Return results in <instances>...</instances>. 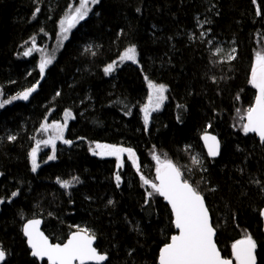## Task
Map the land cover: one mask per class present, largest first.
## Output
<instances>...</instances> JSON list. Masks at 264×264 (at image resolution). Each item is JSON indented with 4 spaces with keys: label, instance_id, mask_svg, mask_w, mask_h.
I'll return each mask as SVG.
<instances>
[{
    "label": "trees",
    "instance_id": "obj_1",
    "mask_svg": "<svg viewBox=\"0 0 264 264\" xmlns=\"http://www.w3.org/2000/svg\"><path fill=\"white\" fill-rule=\"evenodd\" d=\"M79 3L0 0L1 98L35 86L27 100L0 108L4 264H47L27 247L23 227L32 219L43 221L53 243L90 230L106 264H158L177 232L165 200L149 199L140 178L157 183L154 154L171 160L204 196L222 255L232 258L231 245L251 235L264 264V143L245 135L240 119L257 95L250 71L264 49V0H99L61 49V21ZM133 46L139 63L107 75ZM222 49L235 59H223ZM43 59L52 62L41 74ZM149 81L164 85L166 98L146 128ZM65 119L71 144L56 140L54 160L51 145L41 144L33 172L30 152L48 139L42 125ZM205 132L221 142L216 159L205 153ZM97 143L131 148L140 171L128 156L123 170L115 159L92 156ZM73 177L79 182L68 189L57 183Z\"/></svg>",
    "mask_w": 264,
    "mask_h": 264
},
{
    "label": "snow or ice",
    "instance_id": "obj_2",
    "mask_svg": "<svg viewBox=\"0 0 264 264\" xmlns=\"http://www.w3.org/2000/svg\"><path fill=\"white\" fill-rule=\"evenodd\" d=\"M89 3H99V0H80L79 6L75 10L70 11V15L65 20L61 21L63 39H67V32L75 26L80 20H84L91 10ZM39 11V9H37ZM67 27H64V25ZM25 56L31 54V49L23 53ZM136 49L130 47L121 56V60H131L133 63L135 59ZM228 59H235L234 56H229ZM51 59H43L40 63V71L43 74L45 67L50 64ZM114 64L108 65L104 71L109 73L113 70ZM147 79V77H146ZM250 84L257 90L255 103L249 106L245 113L240 116L242 124V131L245 135L255 133L264 143V52L258 51L255 54V61L250 71ZM150 89L148 104L142 108L144 113L145 127L149 123L150 111L158 110L166 98L164 93L166 87L162 84H155L151 81L148 83ZM35 91V86L29 88L9 100L0 102V107L5 103H11L12 100L22 99L27 100L32 92ZM59 95V93H57ZM239 111V110H238ZM71 113H66L70 116ZM210 126V125H209ZM67 123L64 124H44L41 130L47 132L52 128L55 132L54 136L43 141H37L36 147L30 152L32 171L35 172L39 167L37 163V152L41 144L45 146L51 145L52 155L48 156V160L56 159V145L57 139L64 143L71 144V141L64 140V129ZM14 140L15 137H10ZM202 139L208 149V155L216 157L219 155L220 142L214 135L207 132ZM96 149L99 151L97 152ZM127 153L132 163L136 166L137 171H140V164L135 157V152L131 148H125L117 145L99 144L95 145L93 155L114 156L119 162L118 167L122 166V155ZM156 161V181H151L141 175V180L144 185L148 186L151 191L147 193V197L151 199L154 195L163 197L171 206L174 215V227L178 230L177 235L171 236L170 243H167L159 254L158 264H257L256 248L257 243L251 235L235 241L232 245V259L223 258L221 252L217 247L214 239L216 230L210 222L209 210L205 205L204 196L186 180L179 167H177L171 160L167 158L161 159L159 155H153ZM193 163L199 164L200 161L193 157ZM115 179L117 186L121 180L119 172H117ZM73 181L79 182L78 177H73L72 181H62L59 178L57 183L62 188L68 189L73 186ZM17 193L13 192L12 196ZM3 203V201H0ZM109 203H112L109 201ZM261 215L264 216V209L261 210ZM40 220H29L23 227L24 235L27 237L28 245L31 249V255L41 261H47V264H103L107 260L105 254L98 252L96 247H93L96 239L95 234L90 230L80 228L77 232L72 233L67 241L63 244L52 243L49 238L40 231ZM6 259V251L0 249V264Z\"/></svg>",
    "mask_w": 264,
    "mask_h": 264
},
{
    "label": "rangeland",
    "instance_id": "obj_3",
    "mask_svg": "<svg viewBox=\"0 0 264 264\" xmlns=\"http://www.w3.org/2000/svg\"><path fill=\"white\" fill-rule=\"evenodd\" d=\"M93 5H94V4L89 3L88 7L91 9V8L93 7ZM73 11H74V9H73ZM89 12H90V11H89ZM63 20H65V19H63ZM80 21H81V20H80ZM80 21H79V22H80ZM79 22H78V23H79ZM78 23H76L74 27H77V26H78V25H77ZM64 27H67V25L65 24ZM72 28H73V27H72ZM61 31H62V27H61ZM61 34H62V32H61ZM67 37H69V32H67ZM68 39H69V38H67V39H63V35H61V39H60V43H59V45L62 46L61 49L63 48L65 42H66ZM135 49H136V47H135ZM224 51H225V50L222 49V51L218 53L223 59H226V57H229V56H233V54H232L233 52L230 53V55H229V54H226ZM260 51H261V52H264V49H260ZM135 59H136V62L133 63L131 60H126V59H125V60H121V57H120L116 69H113L111 72L107 73V75H109V76L112 75L113 73L116 72L117 69L121 68V67H122L123 65H125V64L130 63V64L137 65V64L139 63V54H138V52H137V49H136ZM1 95H2V92H1V90H0V102H3L2 98H1ZM7 104H9V103H5L4 106H3V107H0V108H5ZM66 113H71V112H66ZM71 117H72V114L70 115V118H71ZM70 118H69V119H70ZM69 119H67V120L65 119L64 122L61 123V124H64V123L67 122ZM46 124L51 125V124H55V123H49V122H47ZM54 135H55L54 130H53L52 128H49L48 131L46 132V136L48 137V139H49L50 136H54ZM57 140H58V139H57ZM94 149H95V147H94ZM92 151H93V149L90 151L92 156H95V157H98V158H101V159H115V160H116V158H115L114 156H103V157H101L100 155H93V154H92ZM96 151L98 152L99 150L96 149ZM125 156H128L127 153H124V154L122 155V161H123L122 166H119V167H118V163H119V162L116 160L118 170H119V169H122V170H123V168L125 167Z\"/></svg>",
    "mask_w": 264,
    "mask_h": 264
},
{
    "label": "water",
    "instance_id": "obj_4",
    "mask_svg": "<svg viewBox=\"0 0 264 264\" xmlns=\"http://www.w3.org/2000/svg\"><path fill=\"white\" fill-rule=\"evenodd\" d=\"M255 91H256V94H257V90L255 89ZM245 123H246V120H245ZM208 134H210V133H208ZM250 134H253V135H255L259 140H260V138L258 137V135H256L255 133H250ZM210 135H213V134H210ZM215 136V135H214ZM216 137V136H215ZM216 139L220 142V140H219V138L218 137H216ZM202 144H203V147H204V150H205V153L207 154V156L210 158V159H216V158H218L219 157V155H220V151H221V142H220V150H219V155H217L216 157H211V156H209L208 155V149H207V147H206V145H205V142H204V140L202 139ZM157 183H158V181H157ZM163 198V197H162ZM164 199V198H163ZM165 200V199H164ZM165 202L167 203V205L169 206V209H170V211H171V213H172V210H171V206L168 204V202L165 200ZM205 205H206V207H207V204H206V202H205ZM208 208V207H207ZM209 210V209H208ZM172 216H173V220H174V215H173V213H172ZM209 217H210V222L212 223V218H211V215H210V212H209ZM262 219H263V222H264V216H262ZM40 220V225H39V228H40V231L41 232H43L44 233V235H46V233L44 232V230H43V221L41 220V219H39ZM212 225H213V223H212ZM175 230H176V234L175 235H177L178 234V230L175 228ZM24 233V232H23ZM75 233V232H74ZM47 236V235H46ZM24 237H25V239H26V244H27V247L29 248V250H30V252H31V249H30V247H29V245H28V242H27V237L24 235ZM48 237V236H47ZM49 238V237H48ZM214 239H215V241H216V243H217V232H216V235H215V237H214ZM49 240H50V242H52V240L49 238ZM171 240V239H170ZM53 243V242H52ZM169 243H170V241H169ZM93 247H96V239H95V241H94V244H93ZM217 247H218V245H217ZM1 249V248H0ZM218 249H219V247H218ZM98 250V249H97ZM220 250V249H219ZM256 251H257V248H256ZM98 252H99V250H98ZM221 252V251H220ZM100 253V252H99ZM160 254V253H159ZM32 256V255H31ZM107 256V260L106 261H104L103 262V264H106L107 262H108V255H106ZM221 256L223 257V255H222V253H221ZM32 258H34L35 260H37L39 263H44V262H46L47 263V261H46V259L45 260H43V261H41V260H39V259H37V258H35V257H33L32 256ZM223 258H225V257H223ZM228 259H232V258H228ZM6 260V259H5ZM256 260H257V256H256ZM5 262V261H4ZM4 262H3V264H4ZM233 264H235V261L233 260ZM258 264V263H257Z\"/></svg>",
    "mask_w": 264,
    "mask_h": 264
},
{
    "label": "bare ground",
    "instance_id": "obj_5",
    "mask_svg": "<svg viewBox=\"0 0 264 264\" xmlns=\"http://www.w3.org/2000/svg\"><path fill=\"white\" fill-rule=\"evenodd\" d=\"M23 235H24V233H23Z\"/></svg>",
    "mask_w": 264,
    "mask_h": 264
}]
</instances>
